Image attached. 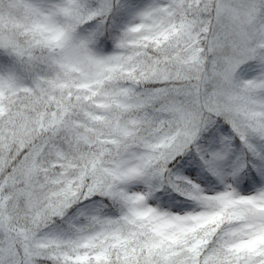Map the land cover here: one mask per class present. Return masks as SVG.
I'll return each instance as SVG.
<instances>
[{"label": "snow or ice", "instance_id": "6c2138e0", "mask_svg": "<svg viewBox=\"0 0 264 264\" xmlns=\"http://www.w3.org/2000/svg\"><path fill=\"white\" fill-rule=\"evenodd\" d=\"M0 264H264V0H0Z\"/></svg>", "mask_w": 264, "mask_h": 264}]
</instances>
